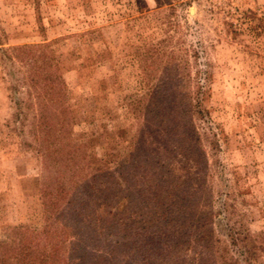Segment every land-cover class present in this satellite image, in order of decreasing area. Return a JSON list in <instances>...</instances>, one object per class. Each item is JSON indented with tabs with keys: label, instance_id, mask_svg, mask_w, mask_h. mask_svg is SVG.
Segmentation results:
<instances>
[{
	"label": "rangeland",
	"instance_id": "374dc122",
	"mask_svg": "<svg viewBox=\"0 0 264 264\" xmlns=\"http://www.w3.org/2000/svg\"><path fill=\"white\" fill-rule=\"evenodd\" d=\"M186 109L201 159L159 131L168 122L180 133ZM57 149L63 159L48 170ZM155 154L172 168L166 180L194 195L168 228L188 242L153 255L141 245L157 224L141 229L152 217L142 204L131 216L119 198L120 221L134 217L122 226L95 202L88 210L114 228L90 262L264 264V0H0V239L43 226L41 190L55 169L108 167L123 187L132 175L142 185ZM204 211L198 240L191 222Z\"/></svg>",
	"mask_w": 264,
	"mask_h": 264
},
{
	"label": "trees",
	"instance_id": "16d2710c",
	"mask_svg": "<svg viewBox=\"0 0 264 264\" xmlns=\"http://www.w3.org/2000/svg\"><path fill=\"white\" fill-rule=\"evenodd\" d=\"M167 110H169L168 113H165L169 115L172 111L166 108ZM189 114L191 115V110L186 109L184 111V115H186L185 124H183L180 133L175 131L178 130L179 125H171L167 122L168 120H166V127L160 128L159 131L167 137L166 140L171 142V137L176 138L182 146L184 145V148L181 146L180 154L188 155L193 152L201 159V151L197 144L198 139L193 132ZM162 121L165 122L164 119ZM166 140L165 143H162L160 139L157 142L163 148L170 149ZM174 147L173 145L171 150L175 151ZM59 151L58 149L54 150L51 154L47 152L45 159L50 163L46 166V161H44L45 168L50 169L59 164V161L63 159L62 155L58 156ZM52 155L57 156L53 157ZM145 161L151 166L149 168L151 176L148 175L147 179L144 178L141 185L133 182L134 175H132L130 182L124 184V187L112 178V172L107 170L108 167L95 169L94 172L90 173H79L82 168L79 169L78 166L75 167L77 170L70 167L68 170L71 172L68 176H65L64 169V171L55 169L52 175L48 176L49 180L43 184L41 190L40 199L44 208L43 226L39 230L12 227L6 238L0 239V264H95L90 262V257H94L96 254V251L91 247L95 246L96 241L105 230L114 228V225L111 222L107 223V216H103L104 214L101 213H93L88 210V207L94 205L93 207L96 208L95 202H97L96 206L99 210L104 206L107 215L112 212L110 215H112L113 222L119 221L123 226L130 221L134 222V217H126L124 222H121L118 217L119 206L123 205V202H119V198L124 197L128 199L126 203L129 215L132 216L134 213V208L131 209L130 207L140 203V205L142 204L141 208L144 207L147 211V215L152 216L149 219L140 217L139 221L136 220V222H141V229L146 228V225L154 227L157 224L155 226L157 231H152L149 236L150 239L143 242L141 247L153 248L152 253L154 255L155 253L159 254L160 249L167 251L168 248L171 249L173 246L188 242L186 232L168 228H170L169 226L176 227L181 219H185L182 218V214L193 204L194 195L188 191L183 180H166L165 175L169 177L172 168L165 164L162 156L155 154L153 157H147ZM173 167L176 168V165ZM160 168L162 174L157 172V169ZM99 176L104 183L98 190L99 196L94 198L96 194L93 193L92 187L94 180ZM108 178H110L109 182ZM172 185H174V190L171 189ZM121 192H125V194ZM192 211L195 210L192 209ZM204 213L205 211L201 213L200 217L198 214L191 222V226L197 230L194 238L198 240L200 239V229H205L208 220L204 219ZM184 237L186 239H183ZM117 244L118 249L114 247L110 252L109 249L108 251L104 249L105 251L101 255H107L113 251L114 253L119 252L123 246L127 245L126 242L121 241ZM133 244L134 242L130 243L131 246ZM136 252H139V248L135 249ZM101 255L97 258H103ZM195 260L196 257L191 256L189 264H207L209 262L208 258L202 259L203 262H196Z\"/></svg>",
	"mask_w": 264,
	"mask_h": 264
}]
</instances>
